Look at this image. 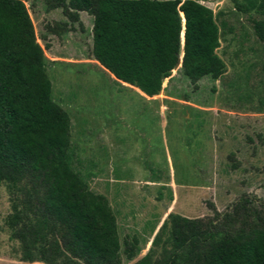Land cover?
Masks as SVG:
<instances>
[{"label": "trees", "instance_id": "1", "mask_svg": "<svg viewBox=\"0 0 264 264\" xmlns=\"http://www.w3.org/2000/svg\"><path fill=\"white\" fill-rule=\"evenodd\" d=\"M69 21L93 18L91 56L114 78L146 97L156 96L181 56L190 80L217 79V15L199 0H43ZM236 7L248 13L262 45L264 0ZM252 11V12H251ZM182 12V16L180 14ZM65 26L66 23H63ZM60 25L49 26L58 32ZM63 28V27H62ZM70 119L51 97L43 50L22 0H0V182L11 194L7 223L22 259L47 264H121L116 217L107 198L92 193L70 160ZM205 218L169 213L170 246L131 264H264V200L242 193ZM126 258L137 249L125 242Z\"/></svg>", "mask_w": 264, "mask_h": 264}, {"label": "rangeland", "instance_id": "2", "mask_svg": "<svg viewBox=\"0 0 264 264\" xmlns=\"http://www.w3.org/2000/svg\"><path fill=\"white\" fill-rule=\"evenodd\" d=\"M22 1L43 50L51 97L70 119L72 166L116 217L121 264L147 252L156 259L170 246L169 225L151 244L169 213L209 217L210 204L224 211L246 192L264 200L262 45L248 13L236 7L247 0H199L217 15L215 52L225 71L192 81L178 66L153 97L92 58L90 14L79 11L69 21L43 0ZM57 24L58 32L48 29ZM11 212V194L0 182V264H47L22 259L7 223ZM126 241L137 249L131 259Z\"/></svg>", "mask_w": 264, "mask_h": 264}, {"label": "water", "instance_id": "3", "mask_svg": "<svg viewBox=\"0 0 264 264\" xmlns=\"http://www.w3.org/2000/svg\"><path fill=\"white\" fill-rule=\"evenodd\" d=\"M181 16H182V12H180ZM182 56V54H181ZM178 66H181V57L179 59V61L175 64L174 68L178 67Z\"/></svg>", "mask_w": 264, "mask_h": 264}, {"label": "crops", "instance_id": "4", "mask_svg": "<svg viewBox=\"0 0 264 264\" xmlns=\"http://www.w3.org/2000/svg\"><path fill=\"white\" fill-rule=\"evenodd\" d=\"M114 77V76H113ZM121 82V81H120Z\"/></svg>", "mask_w": 264, "mask_h": 264}]
</instances>
